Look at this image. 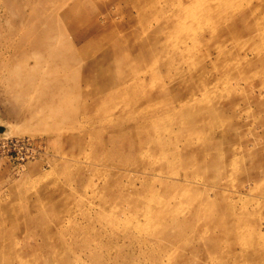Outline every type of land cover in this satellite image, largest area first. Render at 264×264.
<instances>
[{"label": "rangeland", "instance_id": "1", "mask_svg": "<svg viewBox=\"0 0 264 264\" xmlns=\"http://www.w3.org/2000/svg\"><path fill=\"white\" fill-rule=\"evenodd\" d=\"M0 127V264H264V0H0Z\"/></svg>", "mask_w": 264, "mask_h": 264}, {"label": "bare ground", "instance_id": "2", "mask_svg": "<svg viewBox=\"0 0 264 264\" xmlns=\"http://www.w3.org/2000/svg\"><path fill=\"white\" fill-rule=\"evenodd\" d=\"M136 41H137V40H136ZM130 68H131V67H130ZM160 70H161V69H160ZM132 71H133V70H132ZM132 71H131V72H132ZM122 72H123V71H122ZM119 74H120V73H119ZM131 74H132V73H131ZM121 75H122V74H121ZM122 76H123V75H122ZM113 78H114V80L116 79L115 76H114ZM119 79H120V78H119ZM121 79H122V78H121ZM116 80H117V79H116ZM116 80H115V81H116ZM120 81H121V80H120Z\"/></svg>", "mask_w": 264, "mask_h": 264}, {"label": "water", "instance_id": "3", "mask_svg": "<svg viewBox=\"0 0 264 264\" xmlns=\"http://www.w3.org/2000/svg\"><path fill=\"white\" fill-rule=\"evenodd\" d=\"M1 132H4V131H3V129L0 127V133H1Z\"/></svg>", "mask_w": 264, "mask_h": 264}, {"label": "built area", "instance_id": "4", "mask_svg": "<svg viewBox=\"0 0 264 264\" xmlns=\"http://www.w3.org/2000/svg\"><path fill=\"white\" fill-rule=\"evenodd\" d=\"M1 137V136H0Z\"/></svg>", "mask_w": 264, "mask_h": 264}]
</instances>
